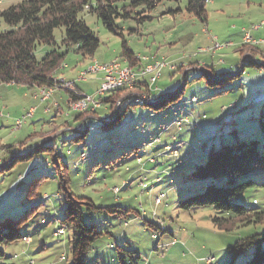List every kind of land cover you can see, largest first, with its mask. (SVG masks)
<instances>
[{
  "label": "rangeland",
  "instance_id": "rangeland-1",
  "mask_svg": "<svg viewBox=\"0 0 264 264\" xmlns=\"http://www.w3.org/2000/svg\"><path fill=\"white\" fill-rule=\"evenodd\" d=\"M20 1L22 0H0V12ZM132 1L135 0H124L117 5L121 16L114 19V24L119 35L105 29L95 15L86 11L80 13L82 20L99 40V46L92 59H82L79 55L69 53L60 64L68 67L64 74L69 75L71 70L81 69L82 65L84 68L79 70L81 72L94 62H109L118 57L122 41H125L126 46L134 53L142 56L156 53L158 58L165 59L168 67L161 70L160 78L155 83L158 90L168 91L170 94L180 91L183 75L186 74L182 92L174 105L164 113L154 112L147 107H135L139 114L142 108L144 113L154 114L153 118L138 119L136 123L130 121L133 117L129 110L124 114L122 122L103 127V122L98 117L101 118V115L109 112L103 109L97 111L98 117L87 122L91 129L85 136L83 134L86 128L82 125L81 130L63 132L59 138L56 148L64 158L67 170L59 168L57 175L54 165L51 164L50 172L41 178L36 173H27L44 167L45 161L51 158L48 149L28 159H17L7 171L2 168L14 156L30 154L31 151L23 148L29 143L38 141L36 146H52L49 142L42 143L40 139L45 135L52 136L66 130V116L50 121V113L44 120L43 115L41 116L44 105L39 99H34L37 93L35 89L0 84V162H3L0 163V212L7 211L0 215V221L5 217L12 221L21 218L22 226L19 231L23 237L1 248L4 256L0 258V264H71L70 240L73 229L61 224L66 195L82 199L86 203L88 201L94 207L115 210L83 213V221L93 224L101 234L87 253L86 264H227L231 257L229 248L238 240L264 232V214L256 223L241 222L237 218L226 220L218 227L213 220L228 218L225 213L209 207L184 211L177 206L178 200L201 192L205 187L200 186L203 183L192 179L190 174L195 170V165H199V158L206 157L212 143L209 141H214V147L217 148L222 137H227L228 143L233 142L236 138L234 133L239 140L248 134L256 139H264L258 122L260 112H264V95L259 98L253 96L256 90L263 88L264 69L262 74L257 67L247 66L241 74L236 75L240 71L242 59H248L252 52V48L240 46L244 35L242 29L250 30L252 38L264 39V0H217L215 5L209 2L205 5L209 17L207 25L187 13L186 0H160L149 12H142L141 5L134 9L130 18L123 17L121 7L128 6ZM216 11L218 13L213 15ZM140 16L150 19L140 20ZM252 25L260 26L261 29L253 31L250 28ZM6 29L7 25L0 18V30ZM61 33L62 29L54 31L57 44L60 43ZM213 38L220 44L231 42L234 46L228 50L226 49L232 45L226 46L225 50L220 51V58L224 63H233L234 59V68H229L230 73L224 75L231 78L220 84L210 82L208 77L212 74L215 78L213 80L218 79L222 69V65L216 63L220 52H209L213 54V70L211 60H206L209 72L203 63H195L208 55L202 54L200 50L211 48ZM249 42V46H252L254 41ZM236 46H240L239 49H235ZM255 47L260 53H253V58L264 62V58L260 57V54H264V43ZM242 49H245L244 52L239 51ZM47 51L48 48L44 46L37 47L34 52L36 59L40 60ZM168 54H176L174 57L177 56L176 59L181 61L186 59L187 66L178 67L179 64H176L174 69L177 70L170 71L171 60L167 57ZM191 66L193 69H190ZM59 67L58 70H61ZM199 67H204L203 71L208 75H202ZM96 75L89 74L85 82L76 79L74 85L93 95L98 86L96 81H92ZM137 88L140 90L136 94H145L143 85ZM133 91L124 90L120 99ZM156 92L152 90L151 94ZM160 97H164V94ZM249 102H253L254 106L247 105ZM230 103H237V106L225 111L227 109L222 107H227ZM30 105L37 109L34 117L28 118L23 126L12 131L13 121L22 113L24 115ZM61 108L65 110V102L61 103ZM118 108L115 103L109 109L114 113ZM68 114L73 113H68L67 108L66 115L69 117ZM175 114L181 120L184 117L189 119L192 115L193 121L190 125L184 120L180 125L179 122H173L175 126L170 133L159 132L160 126L168 127V124L164 125L161 121L165 118L174 119L177 117ZM191 126L201 132L192 130ZM180 128L181 132L176 136ZM196 141L203 144L198 146L199 151L192 149ZM116 145H122L124 150H114ZM144 147L147 152L152 150L150 160L152 163L156 162L155 164L142 161L144 155L141 149ZM133 148H139L140 151L136 152L142 159L137 158V162L143 163L145 167L138 174L134 170L141 165L137 164L135 154H129ZM67 150L75 156L71 166L67 164L70 160L65 154ZM107 150L111 151L107 153ZM10 151L13 152L11 157ZM185 152L190 155L188 159L182 157ZM81 153L85 154L86 160H82L83 155L82 159L79 158ZM204 160L200 163L203 164ZM164 168L167 170L162 171ZM262 175L263 173L247 177L255 181L256 185L248 187L235 200L251 212L264 213ZM63 178L67 179L64 186ZM123 181H127L126 186ZM114 188H117L116 192ZM195 189L198 190L194 192ZM160 195L163 197L156 205ZM60 229L61 233L58 232ZM250 256L251 254L242 255L234 264H245ZM210 258L211 262H206Z\"/></svg>",
  "mask_w": 264,
  "mask_h": 264
},
{
  "label": "trees",
  "instance_id": "trees-1",
  "mask_svg": "<svg viewBox=\"0 0 264 264\" xmlns=\"http://www.w3.org/2000/svg\"><path fill=\"white\" fill-rule=\"evenodd\" d=\"M121 2H124V0H22L1 11L0 18L7 25L8 29L5 31L0 30V84L11 83L28 89L41 88L42 90H50V87L53 86V79H62L52 75L58 70V67L64 62L65 57L69 53L79 55L82 59H92L99 46V40L82 20L80 13L86 11L90 15H95L105 29L119 35V33L116 32L117 28L114 24V19L121 16L119 13L120 9L117 7ZM158 2H160V0L132 1L128 6L121 7V11L123 9L122 16L130 18L134 9L141 5H143L142 12H149L155 8ZM186 2L185 9L187 13L198 18L200 22L205 23V0H186ZM137 14H140V12H137ZM139 19L143 20L150 18L140 16ZM56 29H62L59 44L56 43L54 38V31ZM246 44L248 46L250 45L244 42L241 47H244ZM43 46L48 48V51L44 53L40 60H37L34 52L37 47ZM250 47H252V54H249L248 59H242L240 71L236 75L241 74L247 66H255L259 69V73L263 72L264 62H260L253 58L256 47L255 45ZM120 57L126 58L129 61L128 66L126 61L123 62L119 59L130 69L138 62L137 57L134 56V53L126 46L125 41H122ZM64 68V65L59 67L61 70ZM99 75L101 76V74ZM202 75L208 74L204 71ZM224 75L225 73L219 74L216 81L213 80L215 78L212 74H209L208 77L210 82L220 84L225 79L231 78L230 76ZM185 83L186 74L183 75V83L180 91L173 94H164V97L160 98L159 96L162 93L154 97L151 95L152 90H150L149 96L152 101L147 104L135 103L133 101L124 104L125 100L128 99L130 95L127 94V96L120 99V94L128 89L117 88L113 90V92L101 100V103L102 105L108 104L110 107L116 103V106L119 108L115 110L116 112L114 113L111 111L112 109H110V118L101 120L103 122V127L114 126L122 122L123 116L128 109L135 114V107L137 106L147 107L154 112L164 113L167 108L174 105ZM140 85L142 84L137 83L134 90H140L137 88V86L139 87ZM262 94L264 95V85L262 89L256 90L253 96L259 98ZM76 100L77 97L69 92L67 105L69 106ZM117 102H120V106L117 105ZM229 105H233V107H228L227 110L234 109L236 106V104ZM247 105L254 106L253 102H249ZM98 107L97 109H99ZM97 109L93 111L88 110L85 113H94ZM258 122L260 131L264 135L263 111H261L258 116ZM85 128L86 130L83 136L91 129L89 126H85ZM144 130L145 128L143 131ZM234 134L236 138L231 143H228L227 137L219 139L220 141L217 148L214 147L215 143H211L206 157L203 156L205 160L199 158V165H195V170L190 174L192 179L200 181V183L205 182V184L202 185L205 186L203 190L185 199L178 200L177 202L178 208L184 211L209 207L215 211L225 213L228 218H215L213 220L218 227H221L222 222L226 220L237 218H240L241 222L256 223L264 214L254 211L251 212L235 201L248 187L256 185L255 181L247 177L253 174L260 175L261 173L264 175V139H256L248 134L246 137L239 140L236 133ZM224 141L226 142L223 143ZM143 144L145 145V143ZM51 148L52 147H44L41 145L28 155L14 156L7 166L2 169L7 171L13 167L17 159H28L36 154H40L44 149H48L50 152ZM198 148V146L192 147V149L199 151ZM120 149L124 150L122 145H116L114 147V150ZM93 150H95V148H93ZM107 151V153H109L111 150ZM133 151L134 148L129 154H133ZM12 154L11 152L10 155ZM82 155L83 159H81L85 160V154L81 153L80 157ZM59 156L58 154H51V159L46 160L44 166L47 164L52 168L51 164H53L54 167H57L58 165L55 166V159ZM203 160L204 163L201 164ZM63 167H65V165ZM43 175H40V177L42 178ZM66 183L67 179L63 178V186L66 185ZM104 211L115 212V210L109 208L94 207L92 203L88 201L86 203L82 199L73 198L71 195H66L64 197V214L61 224L73 229L70 240L71 264H86L87 253L92 248L93 243L101 235L96 231L93 224H86L83 221V213H101ZM21 226V218L12 221L9 217H5L4 220L0 221V258L4 256L1 250L2 247L23 238L19 231ZM229 252L231 257L227 264H234L238 257L245 254H251L245 264H264V232L238 240L229 248Z\"/></svg>",
  "mask_w": 264,
  "mask_h": 264
},
{
  "label": "crops",
  "instance_id": "crops-1",
  "mask_svg": "<svg viewBox=\"0 0 264 264\" xmlns=\"http://www.w3.org/2000/svg\"><path fill=\"white\" fill-rule=\"evenodd\" d=\"M216 1L217 0H209V2H210V4H212V5H215V3H216ZM171 13H173L172 11H171ZM218 13V11H216V12H214L213 13V15H216ZM190 15V14H189ZM191 16H193V15H191ZM194 17V19H197L198 20V18H196L195 16H193ZM208 15H207V13H206V21H205V23H202L203 25H207L208 24V22H209V20H208ZM199 21V20H198ZM253 26H256V25H252L250 28L253 30V31H259L260 29H261V27L260 28H258V29H254L253 28ZM202 30H204V28L202 29ZM242 30H244V35L242 36V44L245 42V43H248V44H251L249 41L251 40V41H254V42H257V44H262V43H264V39H255V38H252L251 37V33H250V30L249 31H246L245 29H242ZM246 37H249V38H246ZM257 38V37H256ZM210 41H211V38H210ZM244 41V42H243ZM225 43H228V44H230L229 46H231L233 43H231V42H225ZM225 43H221V44H225ZM240 46H242V45H240ZM240 46H236V48L235 49H239V47ZM224 47H226V46H223V49H221V50H225L224 49ZM232 47H234L233 45L231 46V47H229V48H227L226 50H228V49H230V48H232ZM245 47H247L248 49H251L252 47H250V46H248L247 44L245 45ZM241 48H243V47H241ZM240 48V49H241ZM221 50H219V51H217V53L218 52H220ZM244 50L245 49H242V50H239L240 52H244ZM256 51H255V54H259L260 52H259V50H258V48H256L255 49ZM134 53V52H133ZM232 53H234V52H232ZM202 54H208V55H206L204 58H202V59H199V60H197L195 63H199V62H201V63H203V66L206 68L207 67V65H206V60H208V59H210L211 60V70H213V65H212V57H213V54H209V52H207V53H202ZM176 54H168V58H170L169 60H171V62L169 61V63H170V66H169V70L170 71H172V72H174V71H176L177 70V68L176 69H174V70H172V69H170V67H172V66H174V65H176V64H179V66L178 67H180L181 65H182V67H186L187 66V63H186V59H184V61H181V60H178V59H176V58H178L177 56L176 57H174ZM134 56H138V57H144V56H146V57H148V59H147V61H154V60H165V59H162V58H158L157 57V54L155 53H153V55H151V56H148V55H139V54H137V53H134ZM264 54H260V57L263 59L264 57ZM118 57L123 61V62H125L126 61V63L127 64H129V61L126 59V58H121L120 57V54L118 55ZM217 57V56H216ZM215 57V58H216ZM221 52H220V55L218 56V61L216 62L217 64H220V65H222V69H220V73L219 74H221V73H225V74H228V73H230V71H229V68H231V67H233L234 68V59H233V63H224V61H222L221 60ZM116 58V57H115ZM114 59V58H113ZM235 60H237V59H235ZM147 61H141L140 63L139 62H137V64L135 65V66H141V65H144ZM220 61L222 62V63H220ZM90 63V62H89ZM88 63V64H89ZM224 64V65H223ZM83 66V65H82ZM81 66V69H77V68H75V69H73V70H71L70 71V73H69V75H67V74H64V70L65 69H67L68 67L65 65V68L64 69H62V70H57V71H55L54 72V74L52 75V76H55V77H59V78H62V79H64L65 81H70V82H72L73 83V85H74V81L77 79V80H79L78 79V74H79V72H81L82 71V68H84V67H82ZM204 67L202 68V67H199L201 70H202V72H204L203 70H205L204 69ZM224 67H226L225 69H224ZM167 68V67H166ZM186 69V68H185ZM190 69H193L192 68V66L190 67ZM79 70H81V71H79ZM83 70H85V69H83ZM206 70L209 72V70L206 68ZM211 72H213V71H211ZM73 76V77H72ZM100 78H101V76L99 75V74H97L96 76H95V78L92 80V81H96V83H97V89H98V87H99V84H100ZM85 82V81H84ZM157 82V81H156ZM10 85H13V84H11L10 83ZM23 87V86H22ZM32 89H35L37 92H38V90H39V95L40 94H42V89L40 90V89H36V88H32ZM74 89H75V92L76 93H78V94H84V95H92V93H88V92H86V91H84V90H81L80 88H78V87H76L75 85H74ZM96 89V90H97ZM95 90V91H96ZM152 90H155V91H157L156 92V94H151V95H153L154 97H156V96H158L160 93H162V94H167V93H169L168 91H164V90H158V88L157 87H155V84L153 85V88H152ZM68 91H65V90H62V89H58V90H56V91H54L53 93H52V95L48 98V99H46L45 101H41L39 98H35L34 97V99H36V100H38L39 99V102L42 104V105H44L43 106V108H42V112H41V116L42 117H44L45 119L44 120H46L47 118H48V116H49V114L50 113H52V115H51V117H50V121H53V120H55V119H58L59 117L61 118V117H64V116H66V117H64L65 119H64V123L67 125V129L66 130H62V131H60L59 133H57V134H55V135H52V136H47V135H45L43 138H41L40 140H41V142L42 143H50V144H53L52 146H50V147H52L51 148V150H50V153L51 154H53V155H55V154H58V155H60L59 154V152L57 151V148H56V144H57V142H59V138L60 137H62V135H63V132H66V133H69V132H72V131H79V130H81L82 129V125L83 126H87V122L90 120V119H94V118H96V117H98V115H97V111H99V110H101V109H103V111H105V112H109V113H107V115L106 114H103V115H101V116H103V117H101V118H99L98 117V119H101V120H104V119H106L108 116H109V114H110V105H108V104H105V105H102L99 109H97L94 113H92V112H87V113H73V114H68L69 115V117L66 115V112H67V108H68ZM37 94V93H36ZM35 94V95H36ZM94 94V93H93ZM34 95V96H35ZM263 95V94H262ZM261 95V96H262ZM260 96V97H261ZM63 102H65V104H66V108H65V110H63L62 108H61V103H63ZM231 104V103H230ZM232 104H235V103H232ZM105 106V107H104ZM236 106H237V103H236ZM235 106V107H236ZM28 109L27 110H25V109H23V110H25V111H28L29 109H33L34 110V112H33V116L32 117H34V114L36 113V108L34 107V106H32V105H30V106H28L27 107ZM144 108H146V107H144ZM144 108H142V110H141V113L139 114V111L138 110H136V108H135V114H133L132 113V111H131V116L133 117L130 121H133V122H138V119L139 120H144L145 118H153L154 117V114H150V113H144L145 111L143 110ZM148 109V108H147ZM235 109V108H234ZM95 110V109H94ZM24 111V112H25ZM129 111V109L127 110V112ZM222 111V110H221ZM225 111H228V110H225ZM82 114V115H81ZM23 115V113L20 115V116H22ZM177 117L176 118H165V119H163V121H161V123L162 124H168V127H166L165 128V126H160V128H158V131L159 132H162L163 134H165V133H170V131L174 128V124H177L176 122H179V125H180V122H183V120L184 121H186L187 122V124H189V123H191V121H193V120H191V118H192V115L189 117V119L188 118H183L182 120H181V118L180 117H178V115L177 114H175ZM125 116V115H124ZM19 117V116H18ZM17 117V118H18ZM55 117V118H54ZM0 118H2V116H0ZM15 120V119H14ZM173 122H175L174 124H172ZM185 122V123H186ZM182 124V123H181ZM48 125V124H47ZM190 125V124H189ZM44 127V126H43ZM191 129L192 130H194L193 129V126H191ZM12 131H15L14 130V121H13V125H12ZM194 131H197V132H201V130H194ZM179 132H181V128L178 130V132L175 134L176 136L179 134ZM217 133V132H216ZM86 134V133H85ZM175 136V137H176ZM158 138V137H157ZM160 139V138H159ZM161 142H162V140H160ZM213 143L214 141H209V143ZM39 142L37 141V142H35V143H29L28 145H26V146H23V148H24V150L25 151H31L30 153H32V151L35 149V148H37V147H39V146H36L35 144H38ZM159 144V143H158ZM153 145H155V144H153ZM201 145H203V144H201L200 143V141H196L195 143H194V146H201ZM140 146V145H139ZM147 145L145 144V147H146ZM149 146V145H148ZM152 146V145H151ZM143 148V149H141V151H142V153H143V162H144V160H146L145 162H147L148 164H155L156 162H154V163H152V161L150 160L151 158H152V150H150L149 152H147V150H146V148ZM153 147V146H152ZM33 148V149H32ZM22 149V148H21ZM136 150H138V151H140L139 150V148L138 149H134V151H133V154H135L134 155V157H135V159H136V162L138 161L137 160V158L138 159H142V157L141 158H139L138 157V152H136ZM20 151V150H19ZM191 151H192V149H191ZM12 152V151H11ZM11 152H9V153H11ZM108 152V151H107ZM194 152V151H193ZM13 153V152H12ZM66 155H68L69 156V158H70V160L69 159H67V161L69 162V163H67L68 165H70L71 166V164L74 162V159H75V156H73L72 154H71V151L69 150H67L66 151V153H65ZM70 156H73V157H70ZM10 157H11V155H10ZM183 158H186V159H188L189 157H190V155H189V153L188 152H185L184 153V155L182 156ZM79 158L81 159V157H80V155H79ZM201 158H203V157H201ZM200 158V159H201ZM51 159V158H50ZM49 159V160H50ZM87 159V157H85V160ZM46 160V159H45ZM1 164L3 163V162H0ZM55 166H57V167H55V173L58 175V173H57V170H58V168H61V169H65V170H67L66 169V167H63L65 164H66V162H64V158L62 157V155H60L57 159H55ZM99 164V163H98ZM137 164H138V162H137ZM138 165H141L140 167L138 166V168L137 169H135L134 170V173H136V174H138V173H140L142 170H144V165H143V163L142 164H138ZM66 166V165H65ZM163 170H167L166 168H164V169H162V171ZM50 172V165L48 166L47 164H46V166H44V168L42 167H40L39 169H35V171H33V170H31L30 172H28L27 174H30V175H33L34 173H36V174H38V175H43V174H45V173H49ZM28 176V175H27ZM124 183H123V185L124 186H126L127 185V181H123ZM41 183V182H40ZM201 183H203V184H200V186L201 185H204L205 184V182H201ZM138 186V185H137ZM199 186V187H200ZM198 189H195L194 190V192L195 191H197ZM44 197H45V195H44ZM0 201H2V200H0ZM8 210V209H7ZM7 211H1L0 213L1 214H3V213H6ZM28 238V237H27Z\"/></svg>",
  "mask_w": 264,
  "mask_h": 264
},
{
  "label": "built area",
  "instance_id": "built-area-1",
  "mask_svg": "<svg viewBox=\"0 0 264 264\" xmlns=\"http://www.w3.org/2000/svg\"><path fill=\"white\" fill-rule=\"evenodd\" d=\"M259 27L260 26H253L254 29H258ZM229 45L230 44L228 43L220 44L216 41V38H213L212 47L200 51L202 53H207V52L215 53L223 49V46H229ZM117 58L119 57H116L107 63L98 64V67H92V69L89 70L84 77H81V79H79L85 81L91 71H96L99 68L107 69L106 80L100 82L98 89L95 91L93 95L78 94L75 92L74 85L72 82L68 81L67 83H60V81H56L53 79V86L50 87V94L39 95V90H38L35 97L39 98L43 102L46 99H48L54 91L58 89L68 91L73 95H75V97H77V100L68 106V113L69 112L76 113L77 110H81L83 104L89 102H96L99 103V105H102L101 98L108 96L116 88H123V84L140 83L145 88V96H137L136 92H131L130 100H136V99L151 100L149 96V92L150 90H152L153 85L156 83V81L160 78L161 70L165 67H168L167 62L165 60H154L150 62L147 61L148 57H141L138 60V62L140 63L141 61L144 60L147 61L144 65L131 67V71H124V70H115V61ZM170 69L174 70V66L170 67ZM228 107L232 108L233 105H229L227 107H222V108L228 109ZM33 112H34L33 109H29L24 115L17 118L14 121V130H17V126H23L26 123V120L33 116ZM110 115L111 114H109L107 118H110ZM0 116H2L1 112H0ZM140 184L143 185V182H141ZM116 191L117 188H114V192ZM162 197H163L162 195L157 197V203H155L156 205L160 203ZM58 232L61 233L62 230L60 229ZM211 260H212L211 258L207 259L206 262L210 263Z\"/></svg>",
  "mask_w": 264,
  "mask_h": 264
},
{
  "label": "bare ground",
  "instance_id": "bare-ground-1",
  "mask_svg": "<svg viewBox=\"0 0 264 264\" xmlns=\"http://www.w3.org/2000/svg\"><path fill=\"white\" fill-rule=\"evenodd\" d=\"M205 3L208 4L209 3V0H205ZM252 43H253V45H256L257 44V42H252ZM92 67H98V63L94 62L92 65H90L87 68V70H85L83 72H80L78 78L81 79V77H84L85 74H87L88 71L92 69ZM115 70L131 71V69L128 66L124 65V63L121 60H119V59H116V61H115ZM90 74H101V82H103L107 78V69L106 68H99L96 71H91ZM56 80L60 81V83H67L63 79H56ZM136 85H137V83L123 84V88H126L128 90H133ZM134 92L137 93V91H134ZM46 93L48 95V93H50V90L49 91H45V89H44L42 91V94L43 95L46 94ZM143 93H138L137 96H145V94H143ZM130 101H133V102H136V103L139 102V103H145V104H147V103L151 102L152 100H144V99L130 100V97H129L128 99L125 100L124 104H127ZM117 105L120 106V102H117ZM98 106H99V103L89 102V103L83 104L81 110H77L76 112H85V111H87L89 109L94 110ZM17 127L20 128L21 126H17Z\"/></svg>",
  "mask_w": 264,
  "mask_h": 264
}]
</instances>
